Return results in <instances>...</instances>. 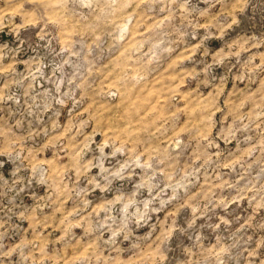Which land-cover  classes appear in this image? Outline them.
Listing matches in <instances>:
<instances>
[{
  "label": "rangeland",
  "instance_id": "rangeland-1",
  "mask_svg": "<svg viewBox=\"0 0 264 264\" xmlns=\"http://www.w3.org/2000/svg\"><path fill=\"white\" fill-rule=\"evenodd\" d=\"M0 264H264V0H0Z\"/></svg>",
  "mask_w": 264,
  "mask_h": 264
}]
</instances>
